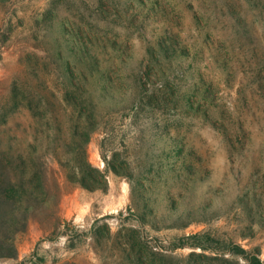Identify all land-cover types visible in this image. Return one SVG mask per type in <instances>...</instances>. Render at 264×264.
I'll return each instance as SVG.
<instances>
[{"label": "rangeland", "instance_id": "1", "mask_svg": "<svg viewBox=\"0 0 264 264\" xmlns=\"http://www.w3.org/2000/svg\"><path fill=\"white\" fill-rule=\"evenodd\" d=\"M0 227V264L264 261V0H0Z\"/></svg>", "mask_w": 264, "mask_h": 264}, {"label": "trees", "instance_id": "2", "mask_svg": "<svg viewBox=\"0 0 264 264\" xmlns=\"http://www.w3.org/2000/svg\"><path fill=\"white\" fill-rule=\"evenodd\" d=\"M98 184H99V182H97L96 180H93L91 183H87V182L84 183V185L86 187H89V188H95ZM8 193L13 198V196H12L13 191H12V193H10V191ZM0 235L1 236L4 235V237H6L5 236L6 232H5L4 228L2 229L0 227ZM191 237L199 239L198 245H200V246H203L202 245L203 241L212 239L208 234H205V233L204 234H195V235H192ZM228 250H230V252L232 254L238 255V256L242 257L243 259H245L248 264H264V261L260 258L259 251L257 249L248 250V249H245L240 244L235 243L231 247H228Z\"/></svg>", "mask_w": 264, "mask_h": 264}]
</instances>
